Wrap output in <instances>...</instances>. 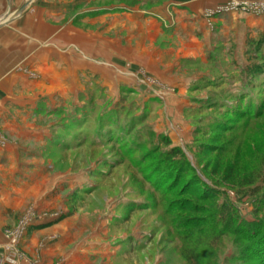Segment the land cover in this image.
<instances>
[{
	"label": "rangeland",
	"instance_id": "obj_1",
	"mask_svg": "<svg viewBox=\"0 0 264 264\" xmlns=\"http://www.w3.org/2000/svg\"><path fill=\"white\" fill-rule=\"evenodd\" d=\"M28 1L0 0V24ZM118 1L147 11L165 0ZM111 5L31 0L21 15L74 38L104 31L96 21ZM204 18L179 44L170 29L118 34L132 49L99 58L103 72H65L63 54L78 48L63 40L56 70L26 71L23 104L0 118V264H188L186 249L203 264H264L246 249L264 250V1Z\"/></svg>",
	"mask_w": 264,
	"mask_h": 264
},
{
	"label": "crops",
	"instance_id": "obj_2",
	"mask_svg": "<svg viewBox=\"0 0 264 264\" xmlns=\"http://www.w3.org/2000/svg\"><path fill=\"white\" fill-rule=\"evenodd\" d=\"M232 1L239 0H165L146 11L143 9L144 3L112 0L113 5L110 6L112 11L107 12L105 17L102 16L103 18L98 16L96 21L102 22L105 30L90 34L83 32V30H76L77 33L74 34V38L73 35L70 36L69 32H65L63 35L58 33L56 22L46 18V16L37 15V12L31 16L21 15L17 17L0 27V118L6 115L11 104H23V102H17L15 93L16 91L18 93L19 88L32 85L26 71H40L41 66L49 67L48 70L57 69L58 42L63 40L67 46L74 44L80 52L67 50L63 54V70L65 72L71 74L78 69L103 72L105 69L98 63L99 58L107 55H124L126 51L130 52L129 49H132L122 45L118 34H125L126 31H129L136 37L141 32L138 28L144 26L147 30H142V33L148 31L146 38L152 39L154 34L159 36L170 29L171 32H168V36H175L179 44L180 29L194 33L195 25H205L204 16L208 11H213ZM88 21L86 19V22ZM117 25L122 26L123 33L118 31ZM189 38L195 40L192 35ZM148 49L140 47L138 53L145 52L149 55L151 51ZM186 50L195 54L199 49L197 47ZM173 53V51L166 49H160L158 52L160 56L167 57H171ZM178 53L180 54V51ZM150 62L155 61L152 59ZM6 162L8 161L5 152L0 148V173L6 171L7 167L1 165ZM9 196L6 187L2 186L0 182V200L5 201ZM14 209L17 210L18 207L14 206ZM0 211H7L5 202L0 201ZM3 245L5 243L0 241V247Z\"/></svg>",
	"mask_w": 264,
	"mask_h": 264
},
{
	"label": "trees",
	"instance_id": "obj_3",
	"mask_svg": "<svg viewBox=\"0 0 264 264\" xmlns=\"http://www.w3.org/2000/svg\"><path fill=\"white\" fill-rule=\"evenodd\" d=\"M173 155H175V156H179V151L178 150H174V151H172L171 152ZM226 204V203H225ZM225 204L224 205H222V208L225 206ZM230 208V207H229ZM218 216L220 217V218H225L226 217V215H224L223 216V214L220 212V213H218ZM230 222H231V219L229 220ZM230 224L231 223H229V226H230ZM248 233V232H247ZM248 236H249V233H248ZM258 244L259 243H256V246H258ZM248 247H246V249L248 250V249H250L251 248V251H253V252H255V253H257V255L259 254L260 256H262V254H264V250L263 251H259L260 250V248H258V250H257V252H256V250H255V248H252L251 247V244H248L247 245ZM188 249H186V252H185V254L183 255V258L186 260V262L188 263V264H203L202 263V261H201V259H200V257H199V255L197 254V253H195L193 250H191V249H189L188 251H187ZM260 259H262V262L264 263V256H262V258H260Z\"/></svg>",
	"mask_w": 264,
	"mask_h": 264
},
{
	"label": "built area",
	"instance_id": "obj_4",
	"mask_svg": "<svg viewBox=\"0 0 264 264\" xmlns=\"http://www.w3.org/2000/svg\"><path fill=\"white\" fill-rule=\"evenodd\" d=\"M239 5H240V4H235V7H234V8H235L236 10H238L237 8L239 7ZM247 8H248L247 6H246V7H243L244 10H247ZM17 236H18V235H17V232H16V231L13 232V233H9V234H8V237L11 238V242H12L13 244L16 243Z\"/></svg>",
	"mask_w": 264,
	"mask_h": 264
},
{
	"label": "water",
	"instance_id": "obj_5",
	"mask_svg": "<svg viewBox=\"0 0 264 264\" xmlns=\"http://www.w3.org/2000/svg\"><path fill=\"white\" fill-rule=\"evenodd\" d=\"M30 3H31V0L28 1L25 5H23L18 11H16V13L13 14L12 18L20 16L25 11V9L29 6ZM4 23H5V21H4ZM2 25H4V24L1 23L0 26H2Z\"/></svg>",
	"mask_w": 264,
	"mask_h": 264
}]
</instances>
